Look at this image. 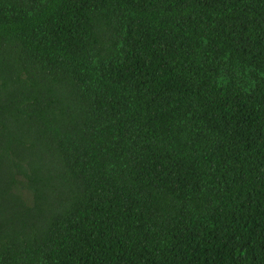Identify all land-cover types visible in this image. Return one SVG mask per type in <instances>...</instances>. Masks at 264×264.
Masks as SVG:
<instances>
[{
    "label": "trees",
    "instance_id": "trees-1",
    "mask_svg": "<svg viewBox=\"0 0 264 264\" xmlns=\"http://www.w3.org/2000/svg\"><path fill=\"white\" fill-rule=\"evenodd\" d=\"M0 264H264V0H0Z\"/></svg>",
    "mask_w": 264,
    "mask_h": 264
}]
</instances>
